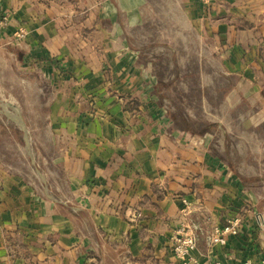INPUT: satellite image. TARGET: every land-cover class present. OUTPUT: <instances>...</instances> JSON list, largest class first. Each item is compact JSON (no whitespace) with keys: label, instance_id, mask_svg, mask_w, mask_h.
Instances as JSON below:
<instances>
[{"label":"crops","instance_id":"obj_1","mask_svg":"<svg viewBox=\"0 0 264 264\" xmlns=\"http://www.w3.org/2000/svg\"><path fill=\"white\" fill-rule=\"evenodd\" d=\"M114 1L0 0L6 26L0 45L7 49L15 41L21 58L27 40L32 71L46 74L50 87L42 118L51 145L56 139L59 144L46 157L56 171L46 180L34 173L36 183L28 181L11 171L6 158L0 162V264H182L173 238L189 229L197 233L192 256L201 264L260 260L264 194L233 166L228 132L210 131L209 121L205 136L167 112L162 88L169 83L138 42L153 36L155 24L162 42L207 45L223 40L221 35L228 43L264 42V0H213L204 6L199 0ZM20 25L27 29L22 45L14 36ZM236 25L257 30L236 33ZM223 48L221 72L240 75L247 88L236 94L234 83L223 103L261 109L259 48ZM39 95L38 90L37 104ZM258 112L242 118L247 127L264 124ZM4 130L12 131L8 123ZM216 135L221 143L214 145ZM255 151L264 153L258 145ZM39 159L37 153L42 169ZM230 223L238 234L215 242V228Z\"/></svg>","mask_w":264,"mask_h":264},{"label":"rangeland","instance_id":"obj_2","mask_svg":"<svg viewBox=\"0 0 264 264\" xmlns=\"http://www.w3.org/2000/svg\"><path fill=\"white\" fill-rule=\"evenodd\" d=\"M45 1L42 0V2ZM75 1L82 5V1L86 3L88 0ZM199 1L204 6L213 0ZM73 2L74 0H72ZM112 2L115 1L112 0ZM81 14V19L82 17L84 19L85 14L82 13V9ZM0 15V22L2 23L0 24V38H3V28L4 30L6 28V26H3V8ZM161 19L160 22H157L162 25ZM164 21L167 22L166 19ZM245 28L251 30L248 32L250 34H255L257 30L255 25L250 27L236 25L234 30L239 33L241 32L239 30ZM12 31L14 32V29ZM159 33V25L155 24L153 26V36H148L154 38L149 40L147 37L145 41L141 40L138 44L139 48L148 53L147 60L156 65L157 70L163 74L169 83L162 88V93L168 103L167 112L175 113L177 123L182 124L185 128L204 130L202 134L205 136L209 133L207 129L209 121L210 131L228 132L227 140L231 149L233 166L237 168L238 174L245 182L256 187L264 194V153L255 151L257 145L264 149V124L259 128L254 125L247 127L244 119H242L258 111L257 114L263 115L264 110L262 109L264 107L260 109V106L248 104L230 107L223 103L224 97L231 92L230 87L234 83L235 85L238 84L236 87L239 88L233 91L236 94L246 93L247 88L244 89L243 82L245 81L240 80V75L236 74L238 77L235 75L227 76L221 72L222 62L218 58L219 53L224 59L223 55L227 52L223 48L224 45L233 46L237 44V46L244 49L254 47L258 51L259 48L260 57L256 59V62L264 64V58H262L264 55V42L255 36L258 42H251L247 39L241 40L240 38V41L234 39L228 43L227 37L224 38L221 35L223 40L220 39L219 41L208 38L213 40L216 46H214L213 41L207 42V45H197L192 42L184 43L173 39L162 42L159 41V38L163 35L159 36ZM14 36L17 37V41H20L19 45H22L21 42L27 37V29L24 26H18ZM23 46V50H20L22 53L20 58V55L15 54V41L9 43L7 49H3V42L0 45V162L3 163V158H6L11 171L21 174L28 181L33 180L35 182L34 173H41L46 180L50 171L56 172L49 169L46 157L48 155L52 157V154L58 151L56 149L59 144L56 139V149L53 144L51 145L53 137L46 131L47 121L42 118V113H47V98L50 94L49 84L44 80L46 74L41 73L42 76L32 71L31 66L33 63L29 58L31 54H29L30 51L26 52L25 49L27 40ZM104 48H110V45L104 43ZM3 50L7 53L8 58H3ZM83 50L88 54L90 43H85ZM40 60L39 65H41V62L44 64V59ZM54 61L56 62L55 59H52L51 64L54 65ZM257 79L259 85L264 86V73L258 74ZM36 81L40 82L37 87ZM38 90L40 91V104L35 102ZM255 90L253 89V91ZM86 103H89V101H86ZM38 111L40 112V118L34 117V114H37ZM213 119L215 121L212 123ZM7 123L9 128L12 129L10 132L4 130ZM244 131L248 133L243 134ZM254 131H257V137L252 133ZM261 139H263L262 143H260ZM219 142L221 143L219 136L213 137L212 143L214 145ZM240 149L244 151L243 154L239 153ZM37 153H39V163L42 169L38 164Z\"/></svg>","mask_w":264,"mask_h":264},{"label":"built area","instance_id":"obj_3","mask_svg":"<svg viewBox=\"0 0 264 264\" xmlns=\"http://www.w3.org/2000/svg\"><path fill=\"white\" fill-rule=\"evenodd\" d=\"M139 214L140 213L135 212L134 216L137 217ZM230 234H238L236 223H230L222 228H215L212 237L215 242L226 243L227 236ZM173 241L175 242L174 253L182 264H201L200 261L193 258L192 256V251L196 247L198 241V236L195 229L179 231V233L175 234ZM208 264L222 263L218 260L213 259L210 260ZM243 264H264V257L256 261L247 259Z\"/></svg>","mask_w":264,"mask_h":264},{"label":"water","instance_id":"obj_4","mask_svg":"<svg viewBox=\"0 0 264 264\" xmlns=\"http://www.w3.org/2000/svg\"><path fill=\"white\" fill-rule=\"evenodd\" d=\"M20 120H21V118H20ZM20 122V121H19ZM21 125H22V127H23V124L21 123ZM24 128V127H23Z\"/></svg>","mask_w":264,"mask_h":264}]
</instances>
